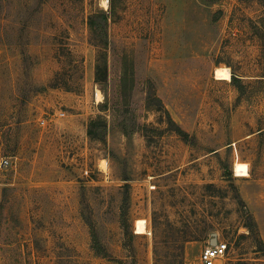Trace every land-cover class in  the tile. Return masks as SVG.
Masks as SVG:
<instances>
[{
  "label": "rangeland",
  "instance_id": "obj_1",
  "mask_svg": "<svg viewBox=\"0 0 264 264\" xmlns=\"http://www.w3.org/2000/svg\"><path fill=\"white\" fill-rule=\"evenodd\" d=\"M103 1L0 0V264H264V0Z\"/></svg>",
  "mask_w": 264,
  "mask_h": 264
},
{
  "label": "built area",
  "instance_id": "obj_2",
  "mask_svg": "<svg viewBox=\"0 0 264 264\" xmlns=\"http://www.w3.org/2000/svg\"><path fill=\"white\" fill-rule=\"evenodd\" d=\"M59 116H64V112H58ZM46 122L45 119L42 120V123L44 124ZM9 160L6 158L0 159V167L3 165L9 164ZM228 250V243L219 240L217 238V241L215 243H209L204 247V249L201 252V260L203 264H214L216 259L223 257Z\"/></svg>",
  "mask_w": 264,
  "mask_h": 264
},
{
  "label": "bare ground",
  "instance_id": "obj_3",
  "mask_svg": "<svg viewBox=\"0 0 264 264\" xmlns=\"http://www.w3.org/2000/svg\"><path fill=\"white\" fill-rule=\"evenodd\" d=\"M103 5L105 7H107L108 0H104L103 1ZM215 75H216V78L217 79H220V80H229L232 77L231 70L227 66H217L215 68ZM97 94H98L99 98H101L100 97L99 90H98ZM234 168H235V174L237 176H248L249 175V167H248V164H246L244 162L236 161L235 164H234Z\"/></svg>",
  "mask_w": 264,
  "mask_h": 264
},
{
  "label": "trees",
  "instance_id": "obj_4",
  "mask_svg": "<svg viewBox=\"0 0 264 264\" xmlns=\"http://www.w3.org/2000/svg\"><path fill=\"white\" fill-rule=\"evenodd\" d=\"M108 20H109V16H108L107 13L104 12L102 14V23H100L99 25H96L95 20L93 18H91L90 21H89V25H90V27H91L92 30H94V28H95L96 30H98L100 32V34L102 36H104V34H105L104 29H105V25L107 24ZM103 42L106 43L107 41L105 40ZM99 72H100V62L97 64V68H96V80L97 81L102 80L101 75L99 74ZM239 79L240 78L235 77V81H239ZM92 123H93V121H92Z\"/></svg>",
  "mask_w": 264,
  "mask_h": 264
},
{
  "label": "water",
  "instance_id": "obj_5",
  "mask_svg": "<svg viewBox=\"0 0 264 264\" xmlns=\"http://www.w3.org/2000/svg\"><path fill=\"white\" fill-rule=\"evenodd\" d=\"M217 241V234L215 233V234H213V237H212V239H211V243H215Z\"/></svg>",
  "mask_w": 264,
  "mask_h": 264
}]
</instances>
